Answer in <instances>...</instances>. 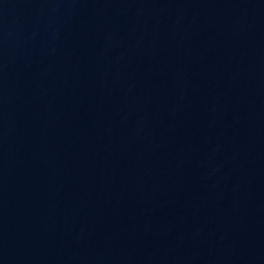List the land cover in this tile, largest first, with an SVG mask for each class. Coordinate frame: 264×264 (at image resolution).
<instances>
[{"label": "water", "instance_id": "obj_1", "mask_svg": "<svg viewBox=\"0 0 264 264\" xmlns=\"http://www.w3.org/2000/svg\"><path fill=\"white\" fill-rule=\"evenodd\" d=\"M0 264H264V0H0Z\"/></svg>", "mask_w": 264, "mask_h": 264}]
</instances>
